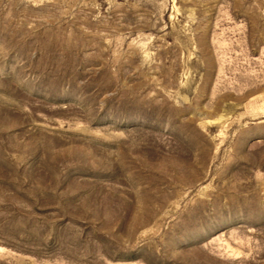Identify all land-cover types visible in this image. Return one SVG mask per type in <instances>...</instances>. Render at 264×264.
Wrapping results in <instances>:
<instances>
[{
  "label": "rangeland",
  "instance_id": "374dc122",
  "mask_svg": "<svg viewBox=\"0 0 264 264\" xmlns=\"http://www.w3.org/2000/svg\"><path fill=\"white\" fill-rule=\"evenodd\" d=\"M0 264H264V0H0Z\"/></svg>",
  "mask_w": 264,
  "mask_h": 264
}]
</instances>
